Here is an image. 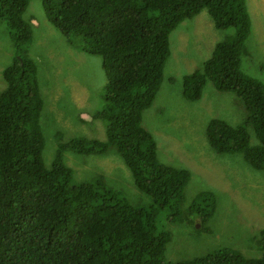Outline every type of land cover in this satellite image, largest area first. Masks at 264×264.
Wrapping results in <instances>:
<instances>
[{
  "label": "trees",
  "instance_id": "1",
  "mask_svg": "<svg viewBox=\"0 0 264 264\" xmlns=\"http://www.w3.org/2000/svg\"><path fill=\"white\" fill-rule=\"evenodd\" d=\"M42 1L49 21L71 45L102 58L106 106L96 117L106 122L107 140L73 138L47 168L37 66L22 57L3 72L8 84L0 94V264H264V254L246 259L226 250L165 262L169 238L158 231L156 213L182 206L191 173L161 164L155 140L142 127L143 113L153 106L163 81L171 34L207 10L216 29L236 28L237 35L219 43L203 68L184 78L183 94L199 101L209 81L238 94L261 145H250L246 128L221 120L211 122L207 138L217 152L244 154L255 169L264 170V87L241 70L252 30L247 0ZM28 5L29 0H0V18L18 48L32 38L24 19ZM69 149L119 155L153 204L133 206L105 190L103 177L74 183L63 154ZM199 197L215 205L213 194ZM259 245L264 249V231Z\"/></svg>",
  "mask_w": 264,
  "mask_h": 264
},
{
  "label": "rangeland",
  "instance_id": "2",
  "mask_svg": "<svg viewBox=\"0 0 264 264\" xmlns=\"http://www.w3.org/2000/svg\"><path fill=\"white\" fill-rule=\"evenodd\" d=\"M246 5L252 30L241 70L264 87V0H247ZM24 19L31 25L32 38L18 48L7 21L0 18V94L8 84L3 72L15 59L29 57L37 66L44 102L43 159L51 168L59 147L71 139L107 140L106 122L96 117L106 106L107 76L101 57L81 52L49 21L42 0H29ZM236 35V28L216 29L207 10L184 21L170 36L161 87L153 106L143 113L142 127L157 144L159 162L191 173L182 206L156 213L158 231L169 238L165 262L190 261L224 250L246 259L264 254L259 245L264 231V170L255 169L244 154L217 152L207 138L211 122L221 120L246 128L250 145L260 146L255 127L247 124L244 101L235 92L218 90L211 81L199 101H189L183 94L184 78L201 70L216 46ZM63 154L73 169L74 183L103 177L105 190L133 206L153 204L119 155H82L70 149ZM205 192L214 195V206L199 197Z\"/></svg>",
  "mask_w": 264,
  "mask_h": 264
}]
</instances>
